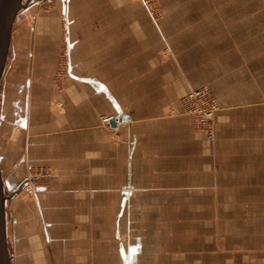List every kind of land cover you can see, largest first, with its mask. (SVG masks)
Here are the masks:
<instances>
[{"label": "crops", "instance_id": "1", "mask_svg": "<svg viewBox=\"0 0 264 264\" xmlns=\"http://www.w3.org/2000/svg\"><path fill=\"white\" fill-rule=\"evenodd\" d=\"M42 1L24 0L17 13L0 81V165L18 159L17 173L28 166L49 170L35 197L17 190L7 199H15L12 264H143L142 255L159 249L149 251L145 233L134 232L130 208L165 206L170 192L177 200L190 197L199 186L213 187L215 175L229 200L238 192L248 209L243 222L264 223V136L238 134L264 116V73L255 76L253 91L242 87L234 96L248 95L254 104L223 103L215 157L216 137L206 140L189 115L168 113L178 102L162 99L164 67H158L163 80L151 100L148 59L137 65L138 78L133 50L71 38V0H55L40 11ZM63 28L67 42H57ZM59 60L65 70L61 83ZM134 88L141 102L132 97L136 106L125 105L120 94H135ZM170 89L175 95L182 91L179 85ZM116 114L130 119L113 128L108 120ZM14 171L4 178L11 192L24 179V172ZM147 212L141 211V221L153 222ZM236 249L230 260L223 248L221 262L264 264V257Z\"/></svg>", "mask_w": 264, "mask_h": 264}, {"label": "rangeland", "instance_id": "2", "mask_svg": "<svg viewBox=\"0 0 264 264\" xmlns=\"http://www.w3.org/2000/svg\"><path fill=\"white\" fill-rule=\"evenodd\" d=\"M49 7L51 5L42 1L39 10ZM70 7V33L75 42H117L119 50H129L126 51L129 53L133 50V66L134 70H139L138 78L141 67L137 65L148 59L151 100L158 97L155 86L163 80L158 67H164L167 93L159 98L171 105L177 101V109L172 106L168 113L189 115L196 131L201 132L193 115L182 104L183 97L191 89L204 87L210 90L217 104L214 122L219 133L221 123L217 118L223 103L254 104L248 101L252 99L248 95L243 96L244 99L234 96L242 87V91L249 88L253 91L255 76L264 73V0H71ZM57 42H67L64 28ZM128 65L130 67V62ZM57 66V73L62 76L56 73V80L61 83L65 75L64 64L59 60ZM172 84L180 86V94L171 91ZM133 91L140 90L134 88ZM136 94L128 96L123 92L120 96L126 100L125 105L134 107L137 102H129V98L140 97L139 102L142 98L141 94ZM234 112L237 114V109ZM107 118L103 119L106 121ZM247 125L248 130L240 129L239 136H264V116L258 123L254 118ZM257 125H261V133ZM13 127L17 128L16 125ZM218 141L217 138L214 143L215 157L220 149ZM17 163L18 159L3 161V179L14 170L19 176L24 172V179L33 177L37 187L23 185L19 190L25 198H33L36 190L45 186L46 168L37 167L36 172L35 167L28 166L17 173L20 169ZM212 184L213 187L208 189L199 186L190 197L181 200H177L175 192H170L165 206L130 208L135 213L134 232L145 233L143 240L149 251L159 249L142 255L143 264H223V248L232 260L238 247L246 249L254 259L264 257V223L243 222L248 209L237 199L238 192H233L235 196L229 200L228 191L221 189L218 176H214ZM5 193L10 195L11 190L5 187ZM14 201V197L6 201L7 242L13 263L15 242L11 220ZM143 209L149 210L147 217L151 216L153 222L141 221Z\"/></svg>", "mask_w": 264, "mask_h": 264}, {"label": "water", "instance_id": "3", "mask_svg": "<svg viewBox=\"0 0 264 264\" xmlns=\"http://www.w3.org/2000/svg\"><path fill=\"white\" fill-rule=\"evenodd\" d=\"M24 0H0V81L6 67L9 47L11 42V34L15 18L19 10L25 7ZM130 116L127 114H116L109 117L111 127H118L121 121H128ZM27 177L11 192L14 194L17 190L27 183ZM10 195L5 193L4 179L0 165V264H12V255L9 253L7 242L6 227V200Z\"/></svg>", "mask_w": 264, "mask_h": 264}, {"label": "built area", "instance_id": "4", "mask_svg": "<svg viewBox=\"0 0 264 264\" xmlns=\"http://www.w3.org/2000/svg\"><path fill=\"white\" fill-rule=\"evenodd\" d=\"M49 5H52L55 0H45ZM183 106L188 113L192 114L194 117V122L196 127L204 133V136L207 140H213L215 138V122L214 116L217 109V104L214 101L213 96L210 93V90L204 87H199L191 89L183 97ZM38 172V168L35 169ZM41 172V171H40ZM49 170L44 169V174L47 176ZM34 176V175H32ZM38 176V175H36ZM28 181L24 185L34 188L37 187L33 177L27 178Z\"/></svg>", "mask_w": 264, "mask_h": 264}]
</instances>
